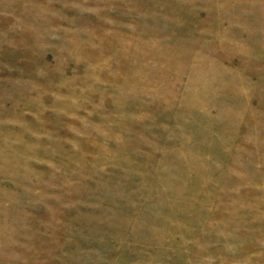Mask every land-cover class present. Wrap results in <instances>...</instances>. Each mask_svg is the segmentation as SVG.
Returning <instances> with one entry per match:
<instances>
[{
  "label": "rangeland",
  "instance_id": "1",
  "mask_svg": "<svg viewBox=\"0 0 264 264\" xmlns=\"http://www.w3.org/2000/svg\"><path fill=\"white\" fill-rule=\"evenodd\" d=\"M0 264H264V0H0Z\"/></svg>",
  "mask_w": 264,
  "mask_h": 264
}]
</instances>
